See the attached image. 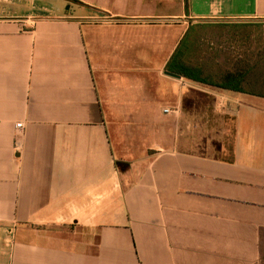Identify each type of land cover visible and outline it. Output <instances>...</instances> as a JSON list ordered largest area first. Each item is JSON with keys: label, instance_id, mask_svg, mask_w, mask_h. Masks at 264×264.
Wrapping results in <instances>:
<instances>
[{"label": "crops", "instance_id": "crops-1", "mask_svg": "<svg viewBox=\"0 0 264 264\" xmlns=\"http://www.w3.org/2000/svg\"><path fill=\"white\" fill-rule=\"evenodd\" d=\"M191 20L264 22V0H0V264H264V97L153 74ZM201 96L235 110L228 157L177 127L134 169L106 110Z\"/></svg>", "mask_w": 264, "mask_h": 264}, {"label": "rangeland", "instance_id": "rangeland-1", "mask_svg": "<svg viewBox=\"0 0 264 264\" xmlns=\"http://www.w3.org/2000/svg\"><path fill=\"white\" fill-rule=\"evenodd\" d=\"M69 6L66 4L65 7ZM251 21L254 20L188 21L184 25L189 26L184 46L191 43L194 51L187 55V61L194 65L210 66L204 70L215 81H224L226 73L232 72L241 76L246 69L252 68L253 73L249 78L253 86L250 88L258 90L259 83L264 79V22L249 23ZM99 69L100 73L96 76L100 77V80L108 81L104 85L109 87L110 94L113 77L132 73V68H103V71L102 68ZM156 69L158 74L165 75L162 68H153V74H157ZM195 87L200 92L211 93L212 97L220 100L222 94H228L227 90L211 86L198 84ZM183 91L190 92L187 88H183ZM157 97L164 99L163 95H153V99ZM198 101L206 110H170V113H165V106L162 105L160 110H106L111 128H116L117 144L119 149L124 151L123 156L137 159L134 169H140L144 165L143 161L148 158L147 155L153 152L149 149L151 146L158 148L160 141L165 137L171 141L176 136L177 127L185 139L194 140L201 145V149L205 147V154L208 153L206 147L217 146L226 148L223 155L228 157L235 135V110H215L211 97L201 96ZM120 165L124 173L133 168L131 165ZM124 182L130 183L131 180L125 179ZM110 200V195L103 196L104 203H109Z\"/></svg>", "mask_w": 264, "mask_h": 264}, {"label": "trees", "instance_id": "trees-1", "mask_svg": "<svg viewBox=\"0 0 264 264\" xmlns=\"http://www.w3.org/2000/svg\"><path fill=\"white\" fill-rule=\"evenodd\" d=\"M188 34L189 32L185 35V38ZM184 41L185 39L182 41L179 49L174 53L173 57L169 60L168 65L165 68L166 71L178 74L185 79L218 89L264 97V79L261 81L262 83H259L258 90H252L250 88L253 86L251 78H249L253 73L252 68L246 69L245 73L242 72L241 76L229 72L226 73L227 77L224 78V81L212 80L204 70V68H210V66H206V64L194 65L187 61L186 57L194 51V46L191 43L184 46Z\"/></svg>", "mask_w": 264, "mask_h": 264}, {"label": "water", "instance_id": "water-1", "mask_svg": "<svg viewBox=\"0 0 264 264\" xmlns=\"http://www.w3.org/2000/svg\"><path fill=\"white\" fill-rule=\"evenodd\" d=\"M165 74L168 75V76H171V77H175V78L181 79L180 75L171 73L169 71H166Z\"/></svg>", "mask_w": 264, "mask_h": 264}, {"label": "built area", "instance_id": "built-area-1", "mask_svg": "<svg viewBox=\"0 0 264 264\" xmlns=\"http://www.w3.org/2000/svg\"><path fill=\"white\" fill-rule=\"evenodd\" d=\"M165 113H170V109H165ZM18 127H21V124H18Z\"/></svg>", "mask_w": 264, "mask_h": 264}]
</instances>
